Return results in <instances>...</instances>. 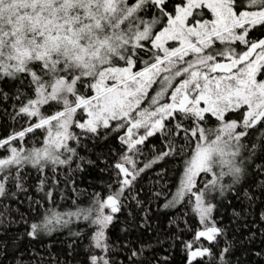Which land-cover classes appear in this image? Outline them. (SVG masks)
Masks as SVG:
<instances>
[{"label": "snow or ice", "instance_id": "6c2138e0", "mask_svg": "<svg viewBox=\"0 0 264 264\" xmlns=\"http://www.w3.org/2000/svg\"><path fill=\"white\" fill-rule=\"evenodd\" d=\"M0 264H264V0H0Z\"/></svg>", "mask_w": 264, "mask_h": 264}]
</instances>
